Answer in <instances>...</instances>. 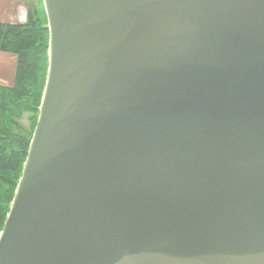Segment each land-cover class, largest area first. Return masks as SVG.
<instances>
[{
	"label": "water",
	"instance_id": "1",
	"mask_svg": "<svg viewBox=\"0 0 264 264\" xmlns=\"http://www.w3.org/2000/svg\"><path fill=\"white\" fill-rule=\"evenodd\" d=\"M43 2L0 264H264V0Z\"/></svg>",
	"mask_w": 264,
	"mask_h": 264
},
{
	"label": "trees",
	"instance_id": "2",
	"mask_svg": "<svg viewBox=\"0 0 264 264\" xmlns=\"http://www.w3.org/2000/svg\"><path fill=\"white\" fill-rule=\"evenodd\" d=\"M26 3V22L0 25V49L18 57L13 85H0V233L22 176L49 66L45 8L39 2ZM25 114L29 115V129L21 123Z\"/></svg>",
	"mask_w": 264,
	"mask_h": 264
},
{
	"label": "crops",
	"instance_id": "3",
	"mask_svg": "<svg viewBox=\"0 0 264 264\" xmlns=\"http://www.w3.org/2000/svg\"><path fill=\"white\" fill-rule=\"evenodd\" d=\"M28 0H0V25L24 23L28 17ZM18 57L15 53L0 49V85L14 83Z\"/></svg>",
	"mask_w": 264,
	"mask_h": 264
},
{
	"label": "rangeland",
	"instance_id": "4",
	"mask_svg": "<svg viewBox=\"0 0 264 264\" xmlns=\"http://www.w3.org/2000/svg\"><path fill=\"white\" fill-rule=\"evenodd\" d=\"M30 1H35V2H39V4H41L42 6H44V2L43 0H30ZM29 115L25 114L22 118H21V123L24 125L25 129H29L30 128V122L28 119ZM34 132V131H33Z\"/></svg>",
	"mask_w": 264,
	"mask_h": 264
}]
</instances>
